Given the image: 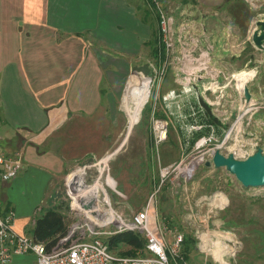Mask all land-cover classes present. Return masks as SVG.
I'll return each instance as SVG.
<instances>
[{
  "label": "rangeland",
  "instance_id": "374dc122",
  "mask_svg": "<svg viewBox=\"0 0 264 264\" xmlns=\"http://www.w3.org/2000/svg\"><path fill=\"white\" fill-rule=\"evenodd\" d=\"M221 4L197 13L196 0H157L170 47L155 20L139 56L120 55L125 65L113 88L101 82L105 112L94 107L60 121L46 137L43 149L63 157L46 202L63 217L60 247L106 238L117 218L149 206L167 243L191 236L186 264H264V185L243 187L223 167L202 165L215 149L238 159L254 145L264 153V51L250 39L254 22L264 20V0ZM147 8L156 18L157 9ZM140 65L149 86L132 118L123 94ZM114 250L131 251L122 243Z\"/></svg>",
  "mask_w": 264,
  "mask_h": 264
},
{
  "label": "crops",
  "instance_id": "0c3cea01",
  "mask_svg": "<svg viewBox=\"0 0 264 264\" xmlns=\"http://www.w3.org/2000/svg\"><path fill=\"white\" fill-rule=\"evenodd\" d=\"M225 1L243 0H196L194 10ZM147 5L153 10L147 0H0V146L22 156L16 176L0 182V203L15 231L31 235L34 219L50 209L63 157L43 149L46 137L63 120L94 107L105 112L101 82L112 89L125 65L120 55L139 56L152 33L156 18ZM31 262L23 254L7 263Z\"/></svg>",
  "mask_w": 264,
  "mask_h": 264
},
{
  "label": "built area",
  "instance_id": "2783aa9c",
  "mask_svg": "<svg viewBox=\"0 0 264 264\" xmlns=\"http://www.w3.org/2000/svg\"><path fill=\"white\" fill-rule=\"evenodd\" d=\"M157 9L158 27L164 46L170 47L168 18L159 11L157 0H147ZM156 6V7H154ZM17 153V152H16ZM0 152V182L16 176L22 167L20 156ZM13 215L9 208L0 203V264L7 263L15 255L31 254L36 264H186L179 255L181 235L174 234L171 241L164 240V226L156 221V214L145 206L132 213L127 220L117 218L118 230L136 231L143 239V246L133 255H122L109 249L104 238L91 239L60 247L57 242L50 250L31 235L13 229ZM113 233V234H114Z\"/></svg>",
  "mask_w": 264,
  "mask_h": 264
},
{
  "label": "water",
  "instance_id": "95a60500",
  "mask_svg": "<svg viewBox=\"0 0 264 264\" xmlns=\"http://www.w3.org/2000/svg\"><path fill=\"white\" fill-rule=\"evenodd\" d=\"M255 28L251 32V42L259 50L264 51V20H256ZM133 73L147 76L146 66H132ZM242 94L245 102L249 99L246 86L242 87ZM204 167H223L225 171L233 175L236 181L243 187H259L264 185V153L260 146L254 145L253 151L243 159L235 158L232 153L222 155L215 149L209 158L202 161ZM89 205L86 207L88 208Z\"/></svg>",
  "mask_w": 264,
  "mask_h": 264
},
{
  "label": "trees",
  "instance_id": "16d2710c",
  "mask_svg": "<svg viewBox=\"0 0 264 264\" xmlns=\"http://www.w3.org/2000/svg\"><path fill=\"white\" fill-rule=\"evenodd\" d=\"M159 46L162 49L163 44L161 43ZM154 51L156 50L154 49ZM162 55L163 53L161 52L159 54L161 60L164 58ZM202 105L206 107L205 104ZM4 207L7 208L8 205L4 203ZM30 233L36 241H39L44 245L45 250H50L54 245L57 244L59 238L65 233V227L61 213L55 209H46L42 214L34 219ZM181 237L179 255L185 261L186 251L189 248V243H191V236L183 234ZM104 241L107 247L113 251H115L114 249L116 246H118V243H122L129 247L131 251L126 250V252L121 253L122 255L136 254L137 250H140L139 248L143 246V239L136 231L117 232L104 238Z\"/></svg>",
  "mask_w": 264,
  "mask_h": 264
},
{
  "label": "bare ground",
  "instance_id": "6f19581e",
  "mask_svg": "<svg viewBox=\"0 0 264 264\" xmlns=\"http://www.w3.org/2000/svg\"><path fill=\"white\" fill-rule=\"evenodd\" d=\"M148 75L149 74H147V76L144 77L138 73H133V74H130L126 82L123 97H124V102L126 103L130 100L131 107L130 108L126 107V112L132 118L136 116L137 109L139 107L138 104L143 100L144 96L147 93L148 86H149V76ZM163 137H164V133H162V139ZM77 187L81 189L82 186L80 184H77ZM86 187L97 188V184L93 186H86Z\"/></svg>",
  "mask_w": 264,
  "mask_h": 264
}]
</instances>
